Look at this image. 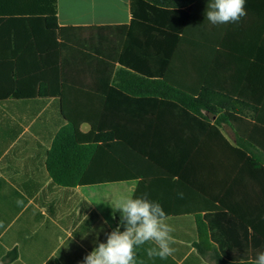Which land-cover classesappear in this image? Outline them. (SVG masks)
<instances>
[{"label": "crops", "instance_id": "0c3cea01", "mask_svg": "<svg viewBox=\"0 0 264 264\" xmlns=\"http://www.w3.org/2000/svg\"><path fill=\"white\" fill-rule=\"evenodd\" d=\"M210 2L170 10L181 18L173 31L195 33V47L212 54L199 56L196 70L181 71L179 78L231 98L227 110L203 112L228 145L201 123L193 133L187 122L176 123L164 141L174 147L135 152L131 170L124 156L106 159L101 174L133 179L76 187L53 182L48 153L70 120L127 110L88 101L110 93L97 90L105 77L90 69L99 62L88 59V27L130 26L131 0H57V24L65 29L60 33L24 19L35 11L0 8V264H83L118 226L124 230L116 202L144 193L165 211L175 251L165 259L149 257L155 245L148 242L135 248V264H218L217 257L255 260L264 252V174L251 162L264 166V149L246 135L242 139L231 123L218 124L227 111L244 126L264 130V0H246L238 23L219 25L206 19ZM147 66L152 72L154 64ZM130 110L133 129L145 127L141 107ZM153 124L146 127H159ZM90 130L88 123L80 125L81 133Z\"/></svg>", "mask_w": 264, "mask_h": 264}, {"label": "trees", "instance_id": "16d2710c", "mask_svg": "<svg viewBox=\"0 0 264 264\" xmlns=\"http://www.w3.org/2000/svg\"><path fill=\"white\" fill-rule=\"evenodd\" d=\"M20 1L0 0V8L21 13L35 11L30 14L31 18L24 19L43 21L47 29L52 30L50 26H54L59 33L65 30L57 24V0H29L26 4ZM198 1L131 0L133 18L130 26L88 27V59L99 62L91 65L90 69L98 76L102 74L105 77L97 90L110 92L105 93L104 98L88 97V101L98 105L121 106L127 110L119 113L88 112V118L72 119L59 131L47 161L50 177L55 184L76 187L131 180L134 176L128 174H101L109 163L105 162L106 159L124 156L128 161L127 168L131 170V157L135 152L148 154L157 149L174 147L166 146L164 141L170 132L177 131L170 129V126L180 122H187L192 133L196 131L195 126L201 123L204 131L215 133L228 145L218 128L210 126V120L203 112L216 115L221 110H227L231 98L213 96L206 87H198L191 77L179 78L181 71L189 73L196 70L199 56L212 55L207 50L195 47L198 39L195 33L173 31L179 27L181 18L178 10L170 9L190 7ZM16 15L27 17V14ZM191 19L195 20L194 17ZM107 51L111 54H107ZM149 61L154 64L152 72L147 68ZM186 62L189 65H185ZM117 63L121 66L119 70H116ZM114 74L117 83L113 87ZM133 104L143 110L139 120L145 127L139 130L132 127L133 113L130 109ZM149 122L159 127H146ZM221 122L231 123L242 139L246 135L253 145L264 149V142L260 139H264V130L244 126L236 113L227 111L222 114L218 124ZM82 123L91 126L88 134L80 132ZM139 139H142L141 143H137ZM251 162L264 174L260 160L253 159ZM8 260L9 257H6L3 262ZM216 261L218 264H255L256 259L217 257Z\"/></svg>", "mask_w": 264, "mask_h": 264}, {"label": "clouds", "instance_id": "9594fccd", "mask_svg": "<svg viewBox=\"0 0 264 264\" xmlns=\"http://www.w3.org/2000/svg\"><path fill=\"white\" fill-rule=\"evenodd\" d=\"M245 2L211 0L206 19L213 25L238 23L246 15ZM177 196L183 198V193H177ZM113 209L121 211L124 230L118 226L108 235L106 243H99L85 256L83 264H135V248L148 242L155 245L147 250L149 257L165 259L174 253L175 249L171 247L174 229L167 223L162 206L149 200L147 193L138 198H121ZM255 264H264V252L257 255Z\"/></svg>", "mask_w": 264, "mask_h": 264}]
</instances>
